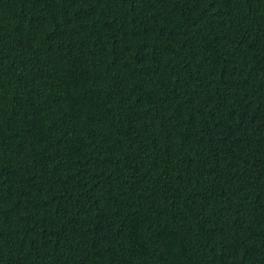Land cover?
<instances>
[{
    "label": "trees",
    "instance_id": "1",
    "mask_svg": "<svg viewBox=\"0 0 264 264\" xmlns=\"http://www.w3.org/2000/svg\"><path fill=\"white\" fill-rule=\"evenodd\" d=\"M0 264H264V0H0Z\"/></svg>",
    "mask_w": 264,
    "mask_h": 264
}]
</instances>
